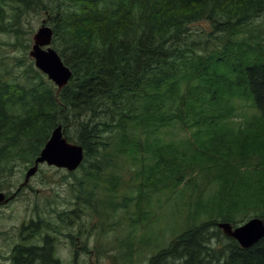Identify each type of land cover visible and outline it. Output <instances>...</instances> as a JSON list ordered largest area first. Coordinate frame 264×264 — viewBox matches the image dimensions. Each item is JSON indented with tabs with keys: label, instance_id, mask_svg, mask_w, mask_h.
Segmentation results:
<instances>
[{
	"label": "trees",
	"instance_id": "obj_1",
	"mask_svg": "<svg viewBox=\"0 0 264 264\" xmlns=\"http://www.w3.org/2000/svg\"><path fill=\"white\" fill-rule=\"evenodd\" d=\"M40 13L73 72L60 90L27 56ZM203 21L211 38L198 42ZM0 34L23 49L12 76L0 60V191L20 194L62 125L84 148L80 190L142 157L145 193L185 185L197 196L188 226L148 264H264V237L245 248L218 228L264 219V0H0ZM176 127L183 136L170 135ZM74 205L36 207L11 264H60L55 234L78 216Z\"/></svg>",
	"mask_w": 264,
	"mask_h": 264
},
{
	"label": "rangeland",
	"instance_id": "obj_2",
	"mask_svg": "<svg viewBox=\"0 0 264 264\" xmlns=\"http://www.w3.org/2000/svg\"><path fill=\"white\" fill-rule=\"evenodd\" d=\"M46 17L43 13L30 17L28 29L32 27L34 31L28 57L33 36ZM194 25V29L204 31L194 32L192 39L205 42L211 38L207 22ZM10 39L7 34H0L1 67L10 69L12 76L23 68L15 57L23 58V49L6 44ZM170 135L183 136L184 132L176 127ZM90 166V162L85 163V167ZM143 168L142 157L132 164L119 161L103 170L96 187L89 183L81 190L79 180L88 176L84 168H78L72 175L66 169L44 163L28 182H24L25 170L18 186L23 185L20 194L0 205V264L7 262L12 246L20 241L22 225L36 217V207L59 212L73 208L76 202L78 216L73 217L72 225H62L55 234L56 255L61 264H148L158 248L166 246L175 233L188 226V218L196 211L195 205L189 202L195 203L198 199L196 196L195 201L190 196V189L185 185L176 191L163 189L145 193ZM20 171L14 174L19 175ZM179 190L184 191L185 196L180 197ZM77 194L82 196L79 202ZM208 196L209 191L205 198ZM218 228L225 234L223 228L219 225Z\"/></svg>",
	"mask_w": 264,
	"mask_h": 264
},
{
	"label": "water",
	"instance_id": "obj_3",
	"mask_svg": "<svg viewBox=\"0 0 264 264\" xmlns=\"http://www.w3.org/2000/svg\"><path fill=\"white\" fill-rule=\"evenodd\" d=\"M53 34V28L44 21L33 36L34 43L29 51V56L33 58L35 66L44 72L60 90L68 84L73 72L63 62L58 51L52 47ZM84 156L83 146L70 142L64 134L63 126L58 125L52 130L50 138L35 158L34 164L27 169L24 182H28L43 163L74 171L81 165ZM14 195L6 197V194L0 191V204L8 202ZM219 227L245 248L252 246L264 237V219L259 217H252L236 226L230 222H220Z\"/></svg>",
	"mask_w": 264,
	"mask_h": 264
},
{
	"label": "flooded vegetation",
	"instance_id": "obj_4",
	"mask_svg": "<svg viewBox=\"0 0 264 264\" xmlns=\"http://www.w3.org/2000/svg\"><path fill=\"white\" fill-rule=\"evenodd\" d=\"M14 246V245H13ZM13 246H12V248H13ZM56 245H55V247H54V253L56 254ZM12 248H11V250H10V253H11V251H12ZM12 263V259H11V257L10 258H8V260H7V262H5V263H3V264H11Z\"/></svg>",
	"mask_w": 264,
	"mask_h": 264
}]
</instances>
